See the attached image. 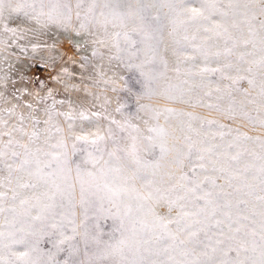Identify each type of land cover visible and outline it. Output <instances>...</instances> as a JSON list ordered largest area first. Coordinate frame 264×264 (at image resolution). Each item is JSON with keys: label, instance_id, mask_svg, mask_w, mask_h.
I'll return each instance as SVG.
<instances>
[{"label": "snow or ice", "instance_id": "snow-or-ice-1", "mask_svg": "<svg viewBox=\"0 0 264 264\" xmlns=\"http://www.w3.org/2000/svg\"><path fill=\"white\" fill-rule=\"evenodd\" d=\"M120 7L123 10L117 11L108 0L103 5L99 0H75L74 5L72 0H0V24L4 31L15 35L17 29L8 27L7 21L13 14H22L45 26L67 28L76 23L79 31L91 35V26L99 22L98 15L104 18L105 28L109 17L119 20L121 27L131 21L138 25L133 32L141 36L142 51L153 53V61H149L152 69L142 73L147 81L146 94L151 95L156 92L158 76L154 60L159 47V41L155 45L152 41L154 32L160 30L153 29V20L158 21L161 15L170 16L173 36L182 26L195 30L197 35L185 36L184 40H200L192 45V51L202 56L205 64L210 56L219 60L222 55L228 63L218 68L205 66L193 73L194 79L199 76L209 80L208 84H193L187 89L169 85L164 90L168 98L184 101L185 96L190 97L199 88L196 104L220 111V104L205 103L204 98L223 92L229 97L226 111L229 119L239 113L254 126L258 125L260 134L250 136L239 128L191 112L179 113L182 119L173 125L165 114L175 113V109L140 105L157 122L148 128L150 135L142 136L138 126L128 121L121 123L101 112L61 113L49 91L47 97L39 98L52 99V104L43 109L48 117L44 121L21 113L19 123L9 128L8 121L0 119V124L8 129L0 132V159L19 161L15 166L5 165L8 176L0 181V188L6 189L0 191V214L12 217L0 226V264H43L33 258L36 248L26 246L25 251H13L15 245L25 244L23 228H16L17 223L31 224L51 218L54 221L51 228L59 230L60 238L54 243L57 251H63L61 245L79 235L75 223L77 186L85 221L89 212H110L116 221L108 240L85 227V246L91 244L94 249L87 264H264V0H135ZM164 8L167 13H163ZM153 9L159 13L156 17L151 16ZM123 35L126 41L135 43L128 32ZM120 36V32L115 33L117 47ZM214 40L223 41L222 51L209 52L208 45ZM175 43L179 45L181 41ZM241 48L251 50L240 51ZM233 55L235 62L231 60ZM189 60L194 61L195 57L178 58L177 63ZM160 64L167 68L162 58ZM175 71L179 73L181 69L177 67ZM233 71L236 75L231 74ZM209 73H219L221 79H228L232 85L247 80L258 91L251 96L248 89H234L244 93V99L237 101L231 92L219 86L212 88L206 75ZM222 98L217 95L218 100ZM249 105L254 106L256 116L248 111ZM27 107L31 109L32 105ZM13 111L8 110L10 114ZM60 116L67 122L66 129L53 123ZM161 116L169 122L168 127L159 124ZM29 118L34 124L31 131L23 123ZM194 121L201 123L196 126ZM41 123L44 129L37 130L35 126ZM117 129L120 133L132 129L137 134L118 137ZM14 133L26 137L28 143L22 144ZM4 136L9 139L4 141ZM226 137L231 139L225 140ZM217 138L221 143L215 142ZM124 139L130 143L121 146ZM41 140L40 146L30 147L33 141ZM109 144L114 147L109 148ZM13 145L22 148L23 153L11 150ZM77 152L85 153L86 160L82 163L90 164L91 169L76 164L73 176L71 158ZM145 153L155 155L149 159ZM185 167L187 171H183ZM221 178L224 183L218 184ZM229 188L232 191H227ZM37 189L42 191L37 193ZM21 190H33V194L23 196ZM162 204H167L166 215L159 214L154 207ZM174 207L180 211L172 216ZM65 223L73 226V236L64 235ZM173 224L175 229L171 227ZM78 251L75 244L69 243V257ZM49 264L59 262L50 260ZM64 264L70 261L65 260Z\"/></svg>", "mask_w": 264, "mask_h": 264}, {"label": "rangeland", "instance_id": "rangeland-1", "mask_svg": "<svg viewBox=\"0 0 264 264\" xmlns=\"http://www.w3.org/2000/svg\"><path fill=\"white\" fill-rule=\"evenodd\" d=\"M73 5L75 0H72ZM105 0H99L103 5ZM108 2L117 10L122 11L120 6L126 2L135 3V0H108ZM163 13H167L168 9L164 8ZM159 15L156 9L151 12L152 17ZM98 23L91 26L89 34L88 31H79L76 23L67 28L60 27L55 24H38L33 20L24 17L22 14H13L7 21L8 27L17 29V33L13 35L11 32L4 31L3 24H0V119L8 121V127L15 126L19 123L18 117L21 113L25 116L37 117L41 122L47 119V115L43 109L52 104V99L40 100V97H47L48 92L51 91L52 97L55 99L56 110L63 113L74 111L101 112L104 116H110L116 121L124 123L128 121L131 125H136L140 128V135L148 136V128L154 126L157 122L151 120L140 105H151L153 108L162 110L164 108H173L175 113L165 114L169 115L171 123L174 125L178 123L182 117L179 113L191 112L199 117H206L211 120H218L222 124L231 125L233 128H239L241 132L247 133L250 136L260 134L259 126H254L246 117L237 113L235 118L229 119L226 111L229 105V97L224 93H214L211 98L205 97V103L220 104L221 110L209 109L208 107L196 104L199 88L189 97H184L182 100H171L165 89L169 85L175 87H183L185 89L191 87L193 84L200 85L208 84L209 80H202L199 76L193 78V73L198 72L200 68L205 66L211 68L222 67L228 63L225 56H221L219 60L214 57L209 58L205 64L203 57L197 52L192 51L193 44H199L200 40L195 41L184 40L185 36L189 38L197 35L195 30L188 27H180L175 36L172 35V25L170 23L171 17L161 15L160 19L153 20V29H160L154 32L155 40L152 43L155 45L159 41V47L156 49V58L154 60L155 74L158 76L156 82V92L151 95L146 94L147 81L143 72H149L153 64V53L148 52L145 54L142 49L144 45L140 43L141 36L133 29L138 27L131 21H127L126 27H121L119 20L113 21L109 17V22L104 24V18L97 16ZM162 26V27H161ZM120 32L119 47L115 38V33ZM128 32L131 40L135 43H129L125 40L123 33ZM162 38V39H161ZM100 40L103 43L97 44L96 41ZM176 40L181 41L178 45ZM223 41H212L208 45L209 52L223 50ZM187 48V51H183ZM251 49L241 48L240 51H250ZM185 56H194L195 60H189L184 63H177L178 58L183 60ZM167 62V68H163L160 64V59ZM233 62L236 61V56L231 57ZM83 65V66H82ZM140 67H137V66ZM246 66V65H245ZM179 67L181 71L177 73L175 69ZM162 73V74H161ZM236 75L235 71L231 73ZM248 75L247 73H244ZM211 81L210 86L215 88L221 87L227 92H231L237 101L244 99V93L240 90L248 89L251 96H255L258 91L257 88L249 84L247 80H241L238 84L232 85L228 79H221L219 73L206 74ZM255 75V74H253ZM259 82V76H255ZM182 81L188 83L182 84ZM232 85V87H228ZM240 89V90H234ZM217 95L223 98L218 100ZM251 96L249 97L251 99ZM63 103H60V102ZM31 104L32 108L29 109L27 105ZM252 105L248 106V111L252 116L257 113L253 110ZM120 108V111H116ZM9 109L14 111L10 114ZM187 119V117H183ZM147 121V122H146ZM24 127L31 131L34 124L31 118L25 120ZM53 123L67 128V122L63 116L55 117ZM107 124V121H104ZM201 121H194L196 126H199ZM159 124L165 127L169 126V122L165 120L164 116L160 117ZM43 123L36 125L37 130L44 129ZM115 127V126H114ZM8 129L0 124V132H5ZM212 131H215L213 129ZM136 135L132 129L128 132L120 133L117 129V135L127 137L128 134ZM17 140L20 142L28 143L26 137H21L19 133H14ZM4 141L9 138L2 137ZM231 137H226L229 140ZM172 139L169 138L171 144ZM221 143L219 138L215 141ZM41 141H33L30 147L40 146ZM130 140L124 139L121 141V146H126ZM114 145L109 144V148ZM2 148V144H0ZM11 150L23 153V149L18 145H13ZM10 150V151H11ZM69 151L71 152V142L69 141ZM145 155L152 159L155 153ZM106 158V157H105ZM73 176L75 175L76 164H81L82 168L86 170L91 169L90 164H83L82 161L86 160L84 152H77L72 156ZM19 161L15 158L0 159V181L8 176L6 164H13L15 166ZM187 167L183 171H187ZM180 170H177L179 174ZM17 175H23L17 173ZM27 180L28 177L24 176ZM218 184H223L224 180L221 178L217 181ZM6 190L0 188V191ZM42 189H37L40 192ZM232 191V189H227ZM11 194V193H9ZM23 196H31L33 190H21ZM76 208H75V223L79 235L75 236L73 241L67 242L61 247L63 251H57L54 243L60 238L59 230L51 228L54 222L51 218L40 222L29 224L17 223L16 228H23V236L25 244L15 245L13 251H25L28 248H36L37 251L33 252V258L49 264V261H56L59 264H64L65 260L72 261H85L87 264L88 257L94 250L92 245L89 244L86 248L83 234L85 227L92 234H98L101 239L108 240L113 233L116 221L110 212H100L93 214L89 212V219H84V209L79 204V187L76 190ZM11 203V201H9ZM105 207H110L105 205ZM156 211L161 215H166L168 212L167 204L154 205ZM187 210V209H186ZM116 210L113 208L112 212ZM180 209L174 207L172 209V216L179 213ZM32 215H36L35 212ZM11 220L12 217L8 213L0 214V226H4L5 220ZM57 220L59 217L56 218ZM72 225L65 223L63 232L65 236H73ZM175 229V224L171 225ZM20 235V233H18ZM69 243L77 246L79 251L69 257Z\"/></svg>", "mask_w": 264, "mask_h": 264}]
</instances>
